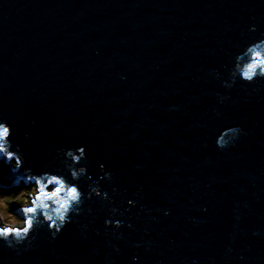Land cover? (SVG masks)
Listing matches in <instances>:
<instances>
[{"label":"water","instance_id":"water-1","mask_svg":"<svg viewBox=\"0 0 264 264\" xmlns=\"http://www.w3.org/2000/svg\"><path fill=\"white\" fill-rule=\"evenodd\" d=\"M262 33L264 0H0V119L25 157L21 172L0 159V195L86 146L93 181L101 164L113 174L101 181L119 190L113 206L137 201L123 239L93 199L58 239L44 229L21 255L0 246V264H264V81L222 87ZM237 125L248 135L220 151Z\"/></svg>","mask_w":264,"mask_h":264},{"label":"clouds","instance_id":"clouds-1","mask_svg":"<svg viewBox=\"0 0 264 264\" xmlns=\"http://www.w3.org/2000/svg\"><path fill=\"white\" fill-rule=\"evenodd\" d=\"M250 31L256 32L257 28L253 26ZM261 36L264 37V33ZM212 75L217 80L222 79L219 72H213ZM258 81H264V38L254 39L234 56L232 67L228 69L227 79L222 80V87L230 92L238 82H242L243 85H256ZM230 99V96H219L221 104ZM215 115L220 117L221 113L216 112ZM247 135L248 132L238 125L227 127L221 130L215 143L220 151H226L236 147L237 142ZM13 137L12 125L0 119V159L5 160L16 172H21L25 157L21 146L14 143ZM57 156L60 158L61 166L53 170H45L38 175L31 169L24 170V174L29 177L30 190L26 188L15 196H0V246L15 251L17 255L32 250L41 230L47 229L51 240H56L68 225L76 222V217L83 215L85 211L88 215H92V207L85 209V205L93 199H99L102 204L101 210L107 209L109 212L110 218L105 220V227L113 231L106 232V235L120 240L123 239L120 230L125 226L133 227L123 217L131 208L136 207L137 201L128 200V208L124 210L113 206L115 204L113 197L120 195L119 190L113 188L110 194L101 184V181L113 183V174L105 171L106 166L101 164L100 170L103 175L93 181L88 171L86 146L58 149ZM81 181L87 183V191L81 186ZM141 193L142 189L135 195L142 199ZM6 202L18 204V210L8 211ZM202 211L207 212L208 209L205 207ZM164 215H171L170 210H164ZM190 219L196 222L194 218ZM235 219L240 221L242 217L237 214ZM252 235L259 236L260 232L254 231ZM231 239L234 243L235 233ZM136 247L139 248L141 245L137 244ZM116 251L119 252V249L117 248ZM233 251L234 249L229 247L228 255L231 256ZM239 258L243 260L244 256L241 255ZM136 259L138 258L133 257L134 261Z\"/></svg>","mask_w":264,"mask_h":264},{"label":"rangeland","instance_id":"rangeland-1","mask_svg":"<svg viewBox=\"0 0 264 264\" xmlns=\"http://www.w3.org/2000/svg\"><path fill=\"white\" fill-rule=\"evenodd\" d=\"M6 205H7V209H8V211H10V212H11V208H12V207H16V208L19 207L18 204H16V203H10V202H6Z\"/></svg>","mask_w":264,"mask_h":264},{"label":"trees","instance_id":"trees-1","mask_svg":"<svg viewBox=\"0 0 264 264\" xmlns=\"http://www.w3.org/2000/svg\"><path fill=\"white\" fill-rule=\"evenodd\" d=\"M30 190V189H29ZM15 195H18V194H12L11 196H15ZM1 196V195H0ZM14 210V209H13Z\"/></svg>","mask_w":264,"mask_h":264}]
</instances>
